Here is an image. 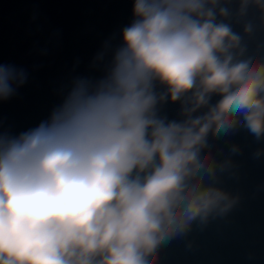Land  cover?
Segmentation results:
<instances>
[{
	"label": "clouds",
	"instance_id": "1",
	"mask_svg": "<svg viewBox=\"0 0 264 264\" xmlns=\"http://www.w3.org/2000/svg\"><path fill=\"white\" fill-rule=\"evenodd\" d=\"M262 21L264 0H133L92 62L102 74L74 78L36 127L0 133V264H157L226 218L240 197L220 185L241 149L218 160L210 141L264 139V60L248 51ZM26 79L0 65V101Z\"/></svg>",
	"mask_w": 264,
	"mask_h": 264
},
{
	"label": "water",
	"instance_id": "2",
	"mask_svg": "<svg viewBox=\"0 0 264 264\" xmlns=\"http://www.w3.org/2000/svg\"><path fill=\"white\" fill-rule=\"evenodd\" d=\"M133 0H0V65L26 72V82L7 101H0V133L17 135L36 127L59 105L76 77L98 78L93 60L104 43H119V33L132 20ZM240 31V28H236ZM259 49V51H257ZM248 51L264 60V21L256 26ZM218 97H213L215 103ZM179 106L165 103L161 115L176 119ZM212 154L222 160L230 145L236 177L220 185L239 195L224 219L202 229L193 225L158 249L157 264H264V139L245 128L211 140ZM219 150H222V154ZM191 244V247L188 245Z\"/></svg>",
	"mask_w": 264,
	"mask_h": 264
}]
</instances>
